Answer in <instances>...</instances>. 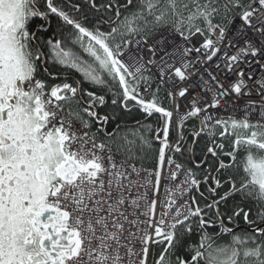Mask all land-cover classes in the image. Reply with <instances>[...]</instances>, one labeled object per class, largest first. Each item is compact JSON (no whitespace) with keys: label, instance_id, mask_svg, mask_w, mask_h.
Here are the masks:
<instances>
[{"label":"snow or ice","instance_id":"1","mask_svg":"<svg viewBox=\"0 0 264 264\" xmlns=\"http://www.w3.org/2000/svg\"><path fill=\"white\" fill-rule=\"evenodd\" d=\"M0 264H264V0H0Z\"/></svg>","mask_w":264,"mask_h":264},{"label":"built area","instance_id":"2","mask_svg":"<svg viewBox=\"0 0 264 264\" xmlns=\"http://www.w3.org/2000/svg\"><path fill=\"white\" fill-rule=\"evenodd\" d=\"M196 68L200 69L199 73L194 74L191 77V79L186 80L183 83L178 82V87H180V88L188 87L189 88L188 95L185 98L178 99V102L181 105V110H184V107L194 98L198 99L201 103H206L212 95V93H210V92L201 93L200 89L194 88V86L197 84L201 85V87H205L204 81L207 80V73H204L203 68H201V66L199 64L196 65ZM193 71H194L193 69H189V72H193ZM201 73H203V80H201L199 78ZM220 79H221V82L225 84V87H227V81H225L223 79V77H221ZM256 79H259V75L256 76ZM249 86H252V82H249ZM212 87L214 88L215 85H212ZM164 90L166 91V89H164ZM253 98H255V96ZM231 102H232L231 98H228V103H231ZM240 104L241 105L246 104V99H242L240 101ZM172 139L173 140L175 139L174 133H173ZM168 155L172 156L173 159L177 163H180L176 159L175 154L168 153ZM155 166L156 165H150V166H146V167H148L149 169H154ZM183 167L186 168L185 166H183ZM175 171H177L175 168V164L168 165L167 163H165V165L163 166V168L161 170V180H160L159 191H158L159 202L157 205V212L158 213L162 210V208H161L162 203L168 198V190L175 191L177 186L180 185L184 179V172H183V170H181L177 173V178L175 180H173L171 178V173L175 172ZM153 179H154V177H153ZM193 192H194V190L192 191L191 195L193 194ZM151 195H152V192L150 191L149 196L151 197ZM176 195L178 197L179 193H177ZM185 199H188V196H186ZM180 202L181 201L179 199H177V203L179 204Z\"/></svg>","mask_w":264,"mask_h":264},{"label":"trees","instance_id":"3","mask_svg":"<svg viewBox=\"0 0 264 264\" xmlns=\"http://www.w3.org/2000/svg\"><path fill=\"white\" fill-rule=\"evenodd\" d=\"M36 22H37V23H36ZM34 23L38 24V23H40V21L38 20V21H35ZM55 24H56V21H55V19H53V28H54V29H55ZM160 95H161L162 97L165 95V90H164V89H161ZM165 104H166L168 107H171V105H170V103H169L168 101H165ZM103 111H108V112L116 111V112H120V109H118V108L113 109V108L111 107V105H110V100H109V106H108L106 109H103ZM137 115H138V114H127V113H121V118H122V120H123L124 122L128 123L129 125H132L135 119H141V120H142V117H139V116H137ZM154 121H155V118H152V120H151L150 122L154 123ZM142 122H143V120H142ZM193 126H194L193 123H191V122L188 123V124L186 125V131H187L188 129H191ZM223 142L225 143V145H226V149L228 150V146L230 145V140H229V139H225ZM205 143H206V140H203V142H200V141H199V143L195 146V152H194V156H195V157H194V159L199 160L198 158H201V156H202V151H203V149H204V147H205ZM153 148H154V149L158 148V144H157V143H154V144H153ZM175 157H176V159H177L182 165H184L186 168L192 167V166H191V163H190L189 152H187V154H186L185 156H184V155H180V154H176ZM144 163H145L146 165H156L155 154H154V153H150V154H149V159L146 160ZM192 168H193V167H192ZM193 171H196V172H202V171L195 170V169H193ZM201 191H203V188H201ZM193 195H196L198 200L200 199L199 196H198V194H197V192H194ZM200 202H201V204L203 203L202 200H201ZM231 203H232V202L230 201V204H231ZM248 206H251V205H246V207H248ZM253 218H255V217H253ZM239 223H240V225L242 224V219L240 220ZM209 231H213V230L210 229ZM229 240H230V237L225 235V236H221V237H219V238L216 240V243H217V244H224V243L229 242ZM157 251H159V249H153V252H154V253L157 252Z\"/></svg>","mask_w":264,"mask_h":264},{"label":"flooded vegetation","instance_id":"4","mask_svg":"<svg viewBox=\"0 0 264 264\" xmlns=\"http://www.w3.org/2000/svg\"><path fill=\"white\" fill-rule=\"evenodd\" d=\"M36 21H38V20H36ZM35 22V21H34ZM37 23V22H36ZM53 71L54 72H58V71H62L61 69H59V68H54L53 69ZM128 114V113H127ZM130 114H138L137 116H139V117H141V115H140V113H138V112H136L135 110L132 112V113H130ZM203 140H206V137H202L201 139H200V142H203ZM186 143H191V141L190 140H188V141H186ZM226 151H227V149H225ZM187 154V152H185L183 155L185 156ZM189 157H190V163H191V166L193 167V169H195V170H199V171H202V169H196L195 167H194V162H195V160H197V159H194V154L193 153H189ZM198 159H200V158H198ZM194 192H195V190H194ZM241 226V228H243V221H242V224L240 225Z\"/></svg>","mask_w":264,"mask_h":264},{"label":"bare ground","instance_id":"5","mask_svg":"<svg viewBox=\"0 0 264 264\" xmlns=\"http://www.w3.org/2000/svg\"><path fill=\"white\" fill-rule=\"evenodd\" d=\"M145 165H146V164H145ZM146 166H150V165H146ZM195 192H196V191H195ZM193 194H194V192H193ZM193 194H192V195H193Z\"/></svg>","mask_w":264,"mask_h":264}]
</instances>
